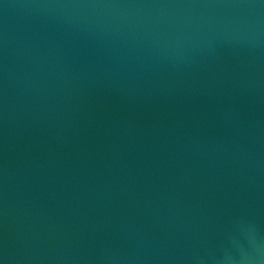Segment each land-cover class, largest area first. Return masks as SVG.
<instances>
[{
    "label": "water",
    "instance_id": "95a60500",
    "mask_svg": "<svg viewBox=\"0 0 264 264\" xmlns=\"http://www.w3.org/2000/svg\"><path fill=\"white\" fill-rule=\"evenodd\" d=\"M0 264H264V0H0Z\"/></svg>",
    "mask_w": 264,
    "mask_h": 264
}]
</instances>
